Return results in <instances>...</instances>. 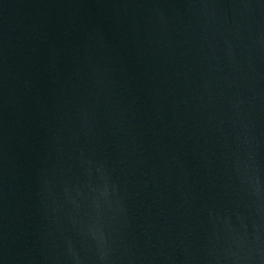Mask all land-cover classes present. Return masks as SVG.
Wrapping results in <instances>:
<instances>
[{"label": "water", "instance_id": "1", "mask_svg": "<svg viewBox=\"0 0 264 264\" xmlns=\"http://www.w3.org/2000/svg\"><path fill=\"white\" fill-rule=\"evenodd\" d=\"M0 264H264V0H0Z\"/></svg>", "mask_w": 264, "mask_h": 264}]
</instances>
